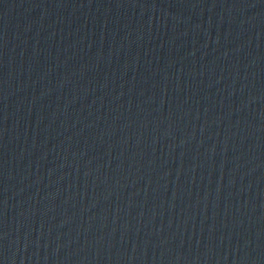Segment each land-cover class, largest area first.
<instances>
[{"label":"water","instance_id":"water-1","mask_svg":"<svg viewBox=\"0 0 264 264\" xmlns=\"http://www.w3.org/2000/svg\"><path fill=\"white\" fill-rule=\"evenodd\" d=\"M0 264H264V0H0Z\"/></svg>","mask_w":264,"mask_h":264}]
</instances>
